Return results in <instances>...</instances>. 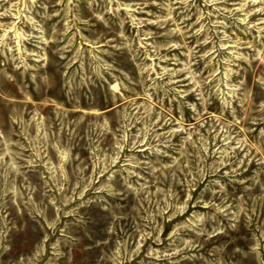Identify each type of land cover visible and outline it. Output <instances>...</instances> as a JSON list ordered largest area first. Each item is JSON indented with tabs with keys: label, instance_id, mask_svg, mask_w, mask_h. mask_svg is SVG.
<instances>
[{
	"label": "rangeland",
	"instance_id": "1",
	"mask_svg": "<svg viewBox=\"0 0 264 264\" xmlns=\"http://www.w3.org/2000/svg\"><path fill=\"white\" fill-rule=\"evenodd\" d=\"M0 264H264V0H0Z\"/></svg>",
	"mask_w": 264,
	"mask_h": 264
}]
</instances>
